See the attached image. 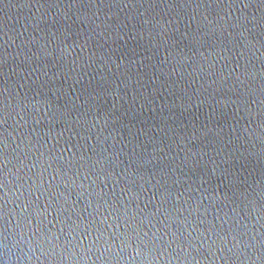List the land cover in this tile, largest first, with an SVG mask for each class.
<instances>
[{
	"label": "water",
	"instance_id": "obj_1",
	"mask_svg": "<svg viewBox=\"0 0 264 264\" xmlns=\"http://www.w3.org/2000/svg\"><path fill=\"white\" fill-rule=\"evenodd\" d=\"M51 5H73L71 19L45 20ZM240 9L256 17L254 39L261 43L254 54L249 51L239 61L237 51L229 65L219 57L225 55L224 48L235 47L229 42L232 29L204 35L201 22L207 16L215 23L229 12L239 15ZM97 11L108 17L105 34L112 37L108 41L92 32L91 21L83 22L85 15L92 17ZM145 18L168 29L163 42L157 38L156 47L151 46L148 32L163 29L144 25ZM133 33L136 39H129ZM21 44L17 56L16 46ZM41 44L59 51L46 56ZM102 53L115 63L109 60L99 71L96 65L88 66L92 58L102 63ZM262 53L264 0H0V234L18 220L31 230L29 235L35 231L48 255L37 248L36 256L24 264H157V259L159 264H225L224 259L210 257L193 237L227 235L237 229V220L241 229L249 222L240 193L251 192L249 199L256 195L264 165L250 157L241 167L228 153L234 146L229 143L232 126L245 116L244 108L252 100L248 119L253 128L261 120ZM237 62L238 72L256 73L248 79L252 95L234 89V78L221 79V74H228L226 65L235 67ZM22 75L29 79L23 89L17 86L19 99L21 107H29L24 108L27 123L21 121L17 131L12 127L15 121L3 122V89L6 79L10 84ZM232 100L241 105L239 112ZM22 137L21 151L17 145ZM105 156L108 159L101 167L97 161ZM242 170L248 183H231L233 173ZM262 204L257 198V207ZM21 209H25L23 216ZM247 211L251 213V206ZM251 223L255 224V215ZM145 232L148 237L153 233L163 237L155 244L167 251L161 255L158 249L157 259H151V252L149 259L133 258L137 234L143 237ZM125 237L130 247L119 251ZM67 241L72 242L73 259H59V248L54 249L56 256L49 251L52 245L67 251ZM113 244L115 248L106 252ZM178 244L190 255L180 253ZM6 259L0 249V264ZM227 264H244V257H231Z\"/></svg>",
	"mask_w": 264,
	"mask_h": 264
},
{
	"label": "clouds",
	"instance_id": "obj_2",
	"mask_svg": "<svg viewBox=\"0 0 264 264\" xmlns=\"http://www.w3.org/2000/svg\"><path fill=\"white\" fill-rule=\"evenodd\" d=\"M73 5H67L65 8H62L59 5H51L49 6V9L45 12L44 18L47 20L50 18L53 23L57 22V19L60 17H63L65 20L71 19L69 16V11L72 9ZM245 8L248 6L245 5ZM52 9H55V12L53 13ZM99 11V10H98ZM93 13L92 17H88L85 15L83 22L85 24L89 23V21L92 22L94 27L92 28V32L96 34L99 38L104 39L105 41H108L111 39V34L106 35L105 31L108 28L107 19L108 17H101L99 14ZM240 14L235 15L234 12H229L227 14V17H219L215 20V23L213 20H208L207 16L204 17L203 21L201 22V25L205 28L204 35H209L212 32L221 31H227L229 28L232 29V31H228V36L231 38L229 41L230 43L234 42L235 47L232 49L224 48L223 52L225 55L219 57L221 60H227L230 62L234 57H236L237 51L239 52V57H237V60L242 59L246 56V53L249 51H252L254 54V50H258L256 48L257 45L261 43L259 39H254L255 36V24L253 23L256 20L255 16L248 17L244 14V10L240 9ZM140 15H143V13H140ZM192 19H195L193 17ZM76 20L80 21L81 16H76ZM97 21H100V23H97ZM222 22V23H221ZM144 25L152 24L153 29H163V31H156L155 34L153 31L149 30L148 32V38L151 41V46L156 47L157 46V38H159V41H164V33L168 31V29L164 28L163 23L160 22H154L150 21L149 19L145 18L143 21ZM172 21H168V24L171 25ZM252 25V27H249V25ZM54 35V34H53ZM127 35V33H125ZM119 39L123 40L124 36L120 35L118 37ZM140 38H144V33H140ZM129 39H136V34L133 33L131 36H129ZM50 44V42H49ZM11 46V45H9ZM20 51H17L16 55L19 56L20 52L23 50V44L16 46ZM40 50L43 52L46 56H51L52 51H59L58 48L49 50L48 45L41 44ZM231 51L232 55L229 56L227 53ZM33 55H36L37 58H39L37 53H33ZM264 55V53H262ZM201 56H203V53H201ZM93 57H95V53H93ZM25 59H30V57H25ZM99 60L102 61V63L97 64V61L95 58H92L88 62V66L96 65L97 70H102L106 65H108L109 60H111L112 63H115V60L112 59L110 55L106 56L105 54H101L99 56ZM229 65H226L227 69V76H223L221 74V79L223 80H229L233 79V88L238 90L241 95L247 96L252 95V90L248 87V79H254L256 76L255 72L247 73V72H238L237 69L240 68V63L237 62L235 67H230ZM119 67V65H117ZM110 70V66H109ZM35 71V70H33ZM75 71V69H73ZM15 72V69H13V73ZM87 73L85 72L84 75ZM44 75H47V73H44ZM55 76H58L59 74H54ZM31 76V73L29 74V77ZM261 76L264 77V71L261 72ZM29 77H24L23 75L18 78L16 81L12 83H8L6 79V86L3 89V95L5 96V103H4V109H3V122L8 123L9 120L15 121V124L12 125L14 130L18 131V128L21 124V121H25L24 119V108L29 107L28 104H24L23 107H21V102L19 99V90L17 86H19V89H23L25 86V83L29 79ZM50 79L52 77H49ZM21 80L24 81V83H21ZM217 81H212V83H216ZM248 89L245 91V89ZM13 100L16 101V103H13ZM202 102V101H201ZM231 103L237 104V112L240 111L241 105L237 103L235 100H232ZM255 100L251 101V104H254ZM251 104H249L247 107L244 108L245 116L240 117L236 123L232 126V138L229 140L230 144H233L231 151L228 153L229 158H234L237 165L241 167H245L246 164L249 162V158H255L258 163L261 165H264V100H261L260 102V116L261 120L258 122L257 127H252V121L251 119H248V114L252 113ZM17 116H19V119H17ZM245 119H248V123L245 124L243 121ZM259 129V131H257ZM35 131V130H33ZM9 136H12V132H8ZM30 139V138H29ZM107 139V138H106ZM13 140L15 141V137H13ZM182 142V140H181ZM24 143V138H21V144L17 145L18 149H22V145ZM104 152H107V149H103ZM115 155H118L116 153ZM107 156L102 157L100 161H97V163L101 164V167H103V161L107 160ZM11 171V170H9ZM175 170L173 169V172ZM226 171V170H225ZM216 169L213 168V174L215 175ZM17 180L20 179L19 176H16V174H13ZM234 179L231 181V183L234 184H245L248 183V177L244 176V171H240L239 174L233 173ZM85 179H88L86 176ZM201 181L203 182V178H201ZM11 183V181H9ZM96 181L93 180L92 184L95 185ZM177 183H179V179H177ZM261 184H264V178H262L260 181L257 182V187L259 188V191L256 192V195L253 196L252 199H249V196H252L253 194L251 192H242L240 193V196L242 198V201H244V209L246 214L249 216V222L244 223L242 229L239 227V220H237V229H230L227 235H221L219 232L210 234L207 236H204L203 233H200L198 236L193 237V240L199 241L200 247L204 248L206 247L209 256L212 257L214 260L218 259H224L225 264H227V261L231 257H236L239 259L241 256L244 257V264H248V261H252L253 264H255V260H261V264H264V232H261L259 228L256 226L259 225L260 228H264V204H262L260 207H257V198H259L261 201H264V187H260ZM81 187L84 188L85 185L81 184ZM255 191V189H253ZM93 193H89L91 196ZM98 197L100 196V193H95ZM83 195V193H81ZM182 195V194H181ZM91 201H89V204ZM251 206V213H248L247 209ZM103 207L105 209L108 208L107 201H104ZM101 209V205L97 203L96 210L99 212ZM25 209H21V216H23ZM233 212H236V209H233ZM256 213H259L258 215ZM109 215H111V212H109ZM237 216H239V213H236ZM255 215V224L251 223V217ZM108 217H104V222H106ZM240 219H243L242 217ZM115 220V218H114ZM30 223V222H29ZM111 227V225H109ZM119 228V224H117V229ZM255 229V230H254ZM29 231H31L26 225H22V223L18 220L15 227L11 228L9 230L6 228L2 234H0V249H3L4 255L7 257L4 264H12L13 261L18 262V264H24L25 259L31 261L34 256H36V250L37 248L40 249V252L42 255H48V252H45L44 247L41 246L40 240L36 237L35 231H32V234L29 235ZM122 235V234H121ZM138 235L137 240V247L135 249V256L133 257H141V259H149L148 253L151 252L153 255L151 256V259H157L155 257V252L159 249L161 255H163L167 248H160L159 245L155 244V241L158 239H163V237L157 236L156 233H153L152 237H148V233L145 232L143 237H140ZM189 236H191V233H189ZM200 236H204V239H200ZM259 236V240H257V237ZM147 238V239H146ZM175 234H173V239L175 240ZM57 240H59V237H57ZM35 241V243H34ZM68 244L67 251L64 250V247L62 245H52V248L49 250L51 251L53 256L57 255V252L54 251V249L59 248V259L61 260H71L75 257V251L72 249L71 241L66 242ZM153 244V247L149 248V244ZM172 241H168L167 245L170 247ZM49 244H51V238H49ZM189 244L191 248L195 249L196 251H199L198 248H196V244L192 241H189ZM127 245V237H125L124 240L120 241V249L119 251H124L125 246ZM141 245L144 247L142 248ZM130 247V245H127ZM115 248V245H109L108 248L105 249V251H110ZM177 248H179L180 253H182L185 256L190 255V252L188 249L182 247L181 245H177ZM91 251V249H89ZM99 250V249H97ZM175 251V249L173 250ZM259 252V255H256V253ZM118 254V253H117ZM103 255V253H101ZM255 257V260L253 259ZM39 259V257H36ZM179 258V255L176 257ZM169 259H172L171 255H169ZM157 264H159V261L157 259Z\"/></svg>",
	"mask_w": 264,
	"mask_h": 264
}]
</instances>
